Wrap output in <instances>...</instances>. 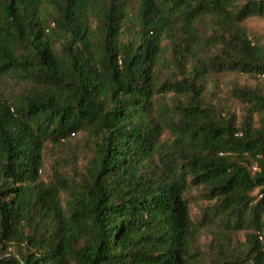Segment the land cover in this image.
Segmentation results:
<instances>
[{"label":"trees","instance_id":"16d2710c","mask_svg":"<svg viewBox=\"0 0 264 264\" xmlns=\"http://www.w3.org/2000/svg\"><path fill=\"white\" fill-rule=\"evenodd\" d=\"M252 18L264 19V0H0V84L25 88L0 89V264H201L195 244L211 223L221 264H264V91L233 90L239 118L208 104L195 79L264 84ZM166 41L179 65L200 44L214 54L160 87ZM160 92L184 101L157 108ZM80 134L94 143L82 178L56 168L44 182L46 146ZM194 188L213 204L200 224ZM239 233L245 249L231 251Z\"/></svg>","mask_w":264,"mask_h":264},{"label":"rangeland","instance_id":"374dc122","mask_svg":"<svg viewBox=\"0 0 264 264\" xmlns=\"http://www.w3.org/2000/svg\"><path fill=\"white\" fill-rule=\"evenodd\" d=\"M132 7L138 8L139 0H130ZM203 39L208 38L212 33V24L207 22L198 26ZM249 37L264 46V19L252 18L244 24ZM167 47L165 56L158 66L157 78L160 87L165 85L183 82L187 76L193 77V70L199 64L200 59L211 58L213 52L204 44L196 47L197 55L187 58L179 65L175 58L177 57L174 46L171 41H166L163 45ZM196 84L200 85L205 91V97L208 104L217 105L220 109L227 112L237 114L239 118H243L246 107L232 97V92L236 87L260 88L264 91V84L258 80L235 74L214 75L204 72L202 78H195ZM0 89L7 96H16L24 91V86L15 84L7 80L0 84ZM183 95L176 92L164 93L160 92L155 97L157 108L168 110L176 106L180 101H184ZM169 132L164 133L163 141H171ZM94 143L84 134L78 135L63 147H53L48 144L44 152V168L40 171L41 179L44 182L54 180V172L59 168L69 181H78L82 178L86 171L93 154L92 149ZM189 202L191 205V214L193 220L200 224L203 214L209 212L213 204L204 200L202 189H192L189 194ZM199 232L195 247L199 252L201 264H221L224 262L221 245L224 243V237L221 227L218 224H208ZM245 233H239L231 236V251L237 252L245 249ZM226 245V244H225Z\"/></svg>","mask_w":264,"mask_h":264}]
</instances>
